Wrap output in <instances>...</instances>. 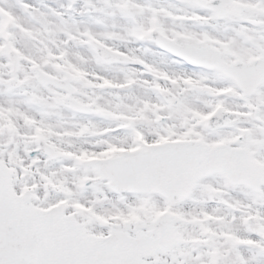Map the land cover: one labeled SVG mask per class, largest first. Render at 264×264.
I'll return each mask as SVG.
<instances>
[{
	"label": "snow or ice",
	"instance_id": "1",
	"mask_svg": "<svg viewBox=\"0 0 264 264\" xmlns=\"http://www.w3.org/2000/svg\"><path fill=\"white\" fill-rule=\"evenodd\" d=\"M0 264H264V0H0Z\"/></svg>",
	"mask_w": 264,
	"mask_h": 264
}]
</instances>
